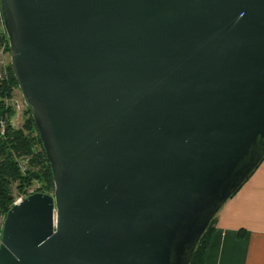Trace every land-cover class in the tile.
<instances>
[{"label": "water", "instance_id": "obj_1", "mask_svg": "<svg viewBox=\"0 0 264 264\" xmlns=\"http://www.w3.org/2000/svg\"><path fill=\"white\" fill-rule=\"evenodd\" d=\"M54 193L0 264H190L264 160V0H0Z\"/></svg>", "mask_w": 264, "mask_h": 264}, {"label": "trees", "instance_id": "obj_2", "mask_svg": "<svg viewBox=\"0 0 264 264\" xmlns=\"http://www.w3.org/2000/svg\"><path fill=\"white\" fill-rule=\"evenodd\" d=\"M8 52V41L0 28V49ZM17 83L10 66L0 73V236L2 222L19 195H27L36 185L35 193L52 195L54 183L50 165L28 109L23 113L21 126L12 120L16 112L12 104ZM214 220L201 237L190 264H203L213 232Z\"/></svg>", "mask_w": 264, "mask_h": 264}, {"label": "crops", "instance_id": "obj_3", "mask_svg": "<svg viewBox=\"0 0 264 264\" xmlns=\"http://www.w3.org/2000/svg\"><path fill=\"white\" fill-rule=\"evenodd\" d=\"M214 219L203 264H264V160Z\"/></svg>", "mask_w": 264, "mask_h": 264}, {"label": "rangeland", "instance_id": "obj_4", "mask_svg": "<svg viewBox=\"0 0 264 264\" xmlns=\"http://www.w3.org/2000/svg\"><path fill=\"white\" fill-rule=\"evenodd\" d=\"M0 28H3L1 20H0ZM8 66H10L9 48H8V52H7L4 50V47H2L0 49V73L3 72L4 70H6V68ZM11 101H12V104H13V106L15 108V112H16V115H15L14 119L12 120V123L16 127H19V126H21L22 121H23V116H24L23 113H24L25 109H27V108L24 105V101H23L19 91H15L14 98ZM35 189H36V185H34L33 187H29V189L26 192L27 195L26 196L24 194L19 195V197H17L15 202L23 200L30 195H33Z\"/></svg>", "mask_w": 264, "mask_h": 264}, {"label": "built area", "instance_id": "obj_5", "mask_svg": "<svg viewBox=\"0 0 264 264\" xmlns=\"http://www.w3.org/2000/svg\"><path fill=\"white\" fill-rule=\"evenodd\" d=\"M16 203V202H15Z\"/></svg>", "mask_w": 264, "mask_h": 264}]
</instances>
